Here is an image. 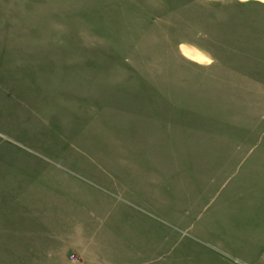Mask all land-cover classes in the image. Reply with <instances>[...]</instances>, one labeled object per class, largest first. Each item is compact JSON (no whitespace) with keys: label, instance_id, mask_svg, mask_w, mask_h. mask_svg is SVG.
<instances>
[{"label":"rangeland","instance_id":"374dc122","mask_svg":"<svg viewBox=\"0 0 264 264\" xmlns=\"http://www.w3.org/2000/svg\"><path fill=\"white\" fill-rule=\"evenodd\" d=\"M0 264H264V0H0Z\"/></svg>","mask_w":264,"mask_h":264}]
</instances>
